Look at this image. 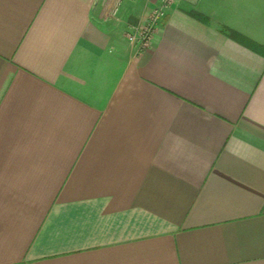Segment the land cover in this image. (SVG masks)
I'll return each mask as SVG.
<instances>
[{
    "label": "crops",
    "instance_id": "0c3cea01",
    "mask_svg": "<svg viewBox=\"0 0 264 264\" xmlns=\"http://www.w3.org/2000/svg\"><path fill=\"white\" fill-rule=\"evenodd\" d=\"M158 1L0 0V264H264V0Z\"/></svg>",
    "mask_w": 264,
    "mask_h": 264
},
{
    "label": "built area",
    "instance_id": "2783aa9c",
    "mask_svg": "<svg viewBox=\"0 0 264 264\" xmlns=\"http://www.w3.org/2000/svg\"><path fill=\"white\" fill-rule=\"evenodd\" d=\"M174 0H159L153 7L146 21L137 28L136 33H128L129 37L137 38L142 47H146L161 20L165 17L167 10L173 4Z\"/></svg>",
    "mask_w": 264,
    "mask_h": 264
},
{
    "label": "trees",
    "instance_id": "16d2710c",
    "mask_svg": "<svg viewBox=\"0 0 264 264\" xmlns=\"http://www.w3.org/2000/svg\"><path fill=\"white\" fill-rule=\"evenodd\" d=\"M192 15H194V16H196V17H198V18H200V19H202L204 21H207V18L205 16H203L202 14H199V13H196V12H192ZM223 31L225 33H227L232 38H235V39H238V40L239 39L240 40L244 39L243 36L240 33L236 32L235 30L230 29L228 27H224Z\"/></svg>",
    "mask_w": 264,
    "mask_h": 264
}]
</instances>
